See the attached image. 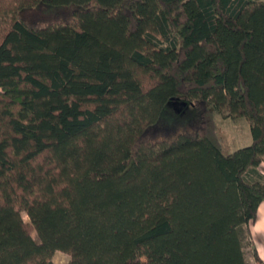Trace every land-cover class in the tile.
I'll return each mask as SVG.
<instances>
[{
	"label": "trees",
	"instance_id": "trees-1",
	"mask_svg": "<svg viewBox=\"0 0 264 264\" xmlns=\"http://www.w3.org/2000/svg\"><path fill=\"white\" fill-rule=\"evenodd\" d=\"M263 163L264 1L0 0V264H247Z\"/></svg>",
	"mask_w": 264,
	"mask_h": 264
},
{
	"label": "rangeland",
	"instance_id": "rangeland-1",
	"mask_svg": "<svg viewBox=\"0 0 264 264\" xmlns=\"http://www.w3.org/2000/svg\"><path fill=\"white\" fill-rule=\"evenodd\" d=\"M264 1V0H261ZM220 135L222 137V152L226 156L235 154L237 150L248 146V138L250 137V123L246 118L232 121L225 119L223 116L217 117ZM24 220H28L25 212L22 213ZM36 241H39L38 235L33 234ZM54 264H70L71 255L66 252L56 251L52 257Z\"/></svg>",
	"mask_w": 264,
	"mask_h": 264
},
{
	"label": "crops",
	"instance_id": "crops-1",
	"mask_svg": "<svg viewBox=\"0 0 264 264\" xmlns=\"http://www.w3.org/2000/svg\"><path fill=\"white\" fill-rule=\"evenodd\" d=\"M247 142L248 145L252 143L251 132ZM259 170L264 174V163L259 167ZM249 229L250 237L244 247L246 262L247 264H257L254 258V252L264 261V202L258 210L257 221L250 224Z\"/></svg>",
	"mask_w": 264,
	"mask_h": 264
}]
</instances>
